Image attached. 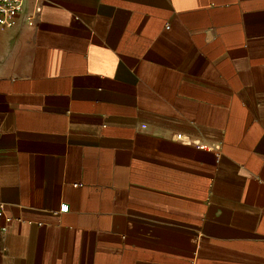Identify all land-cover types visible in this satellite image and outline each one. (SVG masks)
<instances>
[{
  "label": "crops",
  "instance_id": "obj_1",
  "mask_svg": "<svg viewBox=\"0 0 264 264\" xmlns=\"http://www.w3.org/2000/svg\"><path fill=\"white\" fill-rule=\"evenodd\" d=\"M0 204V264H264V0H23Z\"/></svg>",
  "mask_w": 264,
  "mask_h": 264
},
{
  "label": "built area",
  "instance_id": "obj_2",
  "mask_svg": "<svg viewBox=\"0 0 264 264\" xmlns=\"http://www.w3.org/2000/svg\"><path fill=\"white\" fill-rule=\"evenodd\" d=\"M22 8L23 0H0V27L10 28L13 18L22 11ZM2 209L3 205L0 204V212ZM7 222H11V219H7ZM5 230L6 227L3 228V231Z\"/></svg>",
  "mask_w": 264,
  "mask_h": 264
}]
</instances>
